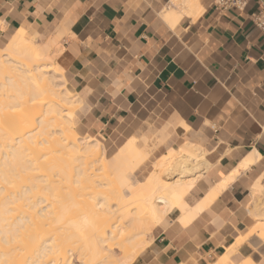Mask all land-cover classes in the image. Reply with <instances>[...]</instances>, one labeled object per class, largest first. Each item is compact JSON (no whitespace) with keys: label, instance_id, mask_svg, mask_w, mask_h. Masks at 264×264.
<instances>
[{"label":"crops","instance_id":"0c3cea01","mask_svg":"<svg viewBox=\"0 0 264 264\" xmlns=\"http://www.w3.org/2000/svg\"><path fill=\"white\" fill-rule=\"evenodd\" d=\"M165 4L0 0V47L19 29L33 41L55 42L48 59L80 99L76 130L99 139L106 155L114 156L144 126L168 120L173 149L190 143L206 152L209 167L192 191L198 199L239 171L194 221L163 224L132 263L212 264L256 224V197L264 201L254 191L258 184L264 190V32L253 21L256 1L243 12L220 13L211 5L196 21L186 18L174 28L162 17ZM251 154L256 163L238 169ZM243 254L254 257L250 244L234 257Z\"/></svg>","mask_w":264,"mask_h":264},{"label":"bare ground","instance_id":"6f19581e","mask_svg":"<svg viewBox=\"0 0 264 264\" xmlns=\"http://www.w3.org/2000/svg\"><path fill=\"white\" fill-rule=\"evenodd\" d=\"M170 2L162 17L173 28L206 11L201 0ZM54 43L37 44L19 29L0 49V264H132L161 234L167 215L191 223L239 171L198 199L192 191L209 167L206 152L186 142L173 149L171 128L152 147L144 126L106 158L98 139L74 131L80 101L48 59ZM256 161L251 154L238 169ZM258 185L254 191L264 194ZM263 242L264 224L252 227L212 264H230L244 243L262 262L245 256L238 264H264Z\"/></svg>","mask_w":264,"mask_h":264},{"label":"rangeland","instance_id":"374dc122","mask_svg":"<svg viewBox=\"0 0 264 264\" xmlns=\"http://www.w3.org/2000/svg\"><path fill=\"white\" fill-rule=\"evenodd\" d=\"M202 1V3H203V5L206 7V8H209L211 5H212V2H213V0H201ZM169 6H171V2H170V0H166V4H165V7L163 8V11L165 10V8H167V7H169ZM196 21V20H195ZM47 39H45V40H34L37 44H40V42H44V41H46ZM60 46H61V44H60ZM6 47V45L5 46H3V47H0V49H3V48H5ZM61 48H62V46H61ZM55 54H56V59H58V56H59V54L61 53V51L58 49L57 50V48H55ZM63 78H64V80H63V83L65 84V88H66V80H65V77H64V71H63ZM65 81V82H64ZM71 96L73 97V99H75L76 101H80V99L79 98H77L75 95H73L72 93H71ZM80 108V102H79V106H78V109ZM163 116H164V114H162ZM168 119V118H167ZM168 126V120H167V125H163L162 127H161V123H159L158 125H157V127H153V128H150V129H147L145 132H144V135H145V138H146V143L147 144H149V145H151L152 147L157 143V141L159 140L158 139V136H159V134L166 128ZM142 130V129H141ZM140 130V131H141ZM74 131L78 134V137H80V139H84V138H87V137H90V136H83V135H81V134H79L78 132H77V130H76V126H75V128H74ZM139 131V132H140ZM157 137V138H156ZM91 138H93L94 139V137H91ZM96 139V138H95ZM156 139H158V140H156ZM99 140V139H98ZM142 140V139H141ZM141 140H139V147L141 148V149H143V148H145L144 147V145L146 144L143 140H145V139H143L142 141ZM100 141V140H99ZM148 141V142H147ZM152 143H151V142ZM101 142V141H100ZM143 142H144V144H143ZM150 142V143H149ZM102 143V142H101ZM155 143V144H154ZM103 144V143H102ZM152 144H154V145H152ZM146 146V145H145ZM103 147H104V145H103ZM151 147V148H152ZM120 150V149H119ZM167 151H164V152H162V153H166ZM1 153V152H0ZM0 155H2V153L0 154ZM104 156L106 157V158H108V159H111L112 157H114V156H111V155H106V152H105V148H104ZM155 158V157H154ZM148 166H149V168L147 169V170H145L144 171V177L146 176L145 174H146V172H147V175L149 174V172H150V169H151V167H150V165H151V161H148ZM149 171V172H148ZM198 174V173H197ZM113 176V175H112ZM192 177H194V174H192L191 176H190V178H192ZM187 178V177H186ZM143 180H144V178H143ZM255 193H258L260 196L262 195L260 192H255ZM257 198V203L256 202H254L253 203V208L255 209V211L258 213V215L256 216L257 217V222H256V224L255 225H253V227H256V226H262L263 224H264V214L262 213V207L264 208V205H263V203H264V201H262L263 200V197H256ZM56 205H59V201H57L56 202ZM176 212H174L173 214H170V215H167L166 217H165V219H164V221L162 222V224H161V226L163 227V224H166V223H169L171 220H175L176 218H177V220H179L180 221V219H179V216H180V214L179 213H176ZM178 216V217H177ZM181 222V221H180ZM182 223V222H181ZM183 225H184V223H182ZM252 228V227H251ZM251 228H250V230H251ZM249 230V231H250ZM248 232V231H247ZM264 243V242H263ZM251 248L253 249V251H254V257H253V259L254 260H256L255 262H257V263H260V262H262V258H261V256L259 255V254H257L256 253V251H255V249L251 246ZM146 249V248H145ZM240 249V248H239ZM143 251V250H142ZM238 253V250L236 251V252H234L232 255H231V258H233V263L231 262L230 264H238L244 257H245V255L243 254L240 258H235L234 257V255L235 254H237ZM257 254V255H256ZM139 256V255H138ZM137 256V257H138Z\"/></svg>","mask_w":264,"mask_h":264},{"label":"built area","instance_id":"2783aa9c","mask_svg":"<svg viewBox=\"0 0 264 264\" xmlns=\"http://www.w3.org/2000/svg\"><path fill=\"white\" fill-rule=\"evenodd\" d=\"M252 1H256L259 6V12L253 18L254 24L264 32V0H213L212 6L220 13L231 10L243 12Z\"/></svg>","mask_w":264,"mask_h":264}]
</instances>
